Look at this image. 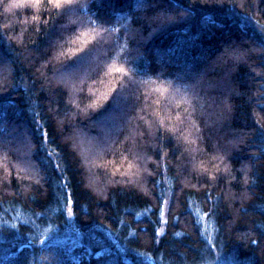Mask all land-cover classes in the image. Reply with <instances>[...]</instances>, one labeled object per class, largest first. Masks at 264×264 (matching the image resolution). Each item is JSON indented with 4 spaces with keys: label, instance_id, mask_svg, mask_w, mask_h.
I'll list each match as a JSON object with an SVG mask.
<instances>
[{
    "label": "trees",
    "instance_id": "trees-1",
    "mask_svg": "<svg viewBox=\"0 0 264 264\" xmlns=\"http://www.w3.org/2000/svg\"><path fill=\"white\" fill-rule=\"evenodd\" d=\"M22 2L0 0V264H264V0Z\"/></svg>",
    "mask_w": 264,
    "mask_h": 264
},
{
    "label": "snow or ice",
    "instance_id": "snow-or-ice-1",
    "mask_svg": "<svg viewBox=\"0 0 264 264\" xmlns=\"http://www.w3.org/2000/svg\"><path fill=\"white\" fill-rule=\"evenodd\" d=\"M42 2V0H23L22 3H16L13 4L11 6H15V7H37L39 6V4ZM50 3L55 7V8H63L66 5H71L74 3V0H50ZM4 28H8L9 26L7 24L3 25ZM261 78L264 79V73H261ZM262 91H261V96L262 98H264V85H261ZM260 120H264V116H261L259 118V120L256 121V123L259 126L260 129V134L262 137H264V123H260ZM241 143H243V141H241ZM234 147L239 148V144H235ZM260 152H261V156L264 157V140H262L261 145H260ZM219 159L223 160V157H218ZM129 167H134V165H129ZM199 167L201 169H203V165H199ZM225 171H227V167H225L224 169ZM213 180L216 179L215 176L212 177ZM163 195V194H162ZM71 211V210H70ZM249 242L252 244H255L257 247H260L261 251L264 252V234H262L261 236H259L256 239H252L251 237H249Z\"/></svg>",
    "mask_w": 264,
    "mask_h": 264
}]
</instances>
